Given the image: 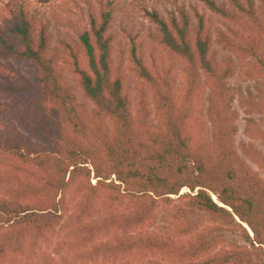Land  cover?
I'll use <instances>...</instances> for the list:
<instances>
[{
    "label": "trees",
    "instance_id": "16d2710c",
    "mask_svg": "<svg viewBox=\"0 0 264 264\" xmlns=\"http://www.w3.org/2000/svg\"><path fill=\"white\" fill-rule=\"evenodd\" d=\"M80 1L78 43L54 47L39 0L0 11V264L42 245L62 264H264V152L238 153L232 106L264 145V0H201L224 27L144 8L156 31L119 40L124 0Z\"/></svg>",
    "mask_w": 264,
    "mask_h": 264
},
{
    "label": "rangeland",
    "instance_id": "374dc122",
    "mask_svg": "<svg viewBox=\"0 0 264 264\" xmlns=\"http://www.w3.org/2000/svg\"><path fill=\"white\" fill-rule=\"evenodd\" d=\"M10 0H0V11L5 3H9ZM216 2L227 3V0H215ZM176 5L183 6L189 13L191 21H194L192 15V8H196L199 12L204 14V18L207 22H210L212 26L224 27V21L216 14L209 11L201 0H144L133 3L132 0H124L123 4L113 12L112 21L110 23V31L116 34V40H119L121 36L122 28L131 29L134 32L139 31L140 35L146 37L147 33H154L156 31L155 25L144 15V8H155L161 15L166 16L168 10L174 9ZM258 5V0H255V7ZM87 5L80 0H45L35 4L36 12L39 13L43 19H48L50 22L49 35L51 47L57 46L59 40H65L70 43H78V34L83 28L82 21H87ZM217 55V59L220 60L223 56L228 55V52L222 50L218 45L212 43L211 47ZM67 75V72L65 73ZM228 84L233 87H240L244 91L255 90V87L259 86L258 81L249 79L242 81L237 74L231 76L228 79ZM131 89L134 88L133 84H130ZM78 95L77 89H75ZM1 101H5L0 96ZM78 100L83 101L86 104L90 103L78 95ZM233 108L238 112L236 120L237 133L234 140V146L238 153L241 155L239 148L240 143L253 142L254 145L264 152V145L258 140H251L244 135L243 129L245 126V120L249 115H246L240 108L237 100L232 103ZM258 119L259 115H252ZM255 170H258L260 175L264 177V173L252 164ZM91 182L94 183L95 179L91 177ZM188 191L183 188L180 192ZM175 197V196H173ZM223 237L234 240L238 244H243L241 235L239 233L225 232ZM36 252L31 255L20 256L13 264H43L47 261V255L51 256V247L42 245L41 248H37ZM55 260L50 261L49 264H62L60 255L52 254Z\"/></svg>",
    "mask_w": 264,
    "mask_h": 264
}]
</instances>
